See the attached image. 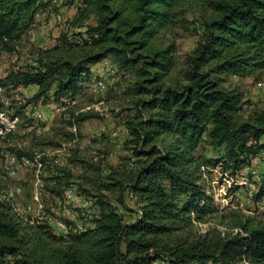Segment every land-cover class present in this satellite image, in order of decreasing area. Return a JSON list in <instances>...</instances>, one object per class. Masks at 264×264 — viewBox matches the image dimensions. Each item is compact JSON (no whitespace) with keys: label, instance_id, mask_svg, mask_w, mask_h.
<instances>
[{"label":"trees","instance_id":"1","mask_svg":"<svg viewBox=\"0 0 264 264\" xmlns=\"http://www.w3.org/2000/svg\"><path fill=\"white\" fill-rule=\"evenodd\" d=\"M74 1L85 36L78 33L71 42L62 36L71 49L64 58L11 70L1 82L34 84L31 100L50 93L60 101L79 92L92 65L116 57L135 77L136 115L128 122L135 168L112 171L104 180L100 163L82 166L78 191L95 198L98 212L90 227L68 237L0 211V264H264V225L238 223L241 232L234 235L215 227L197 233L195 225L218 213L200 184L201 165L235 177L264 152V111L243 118L242 94L223 84L228 76L264 69V0H198L210 16L202 21L203 40L179 67L175 44L160 34L180 23L179 7L191 0H67ZM49 4L0 0V50L18 42ZM90 16L96 24H85ZM203 142L219 151L215 159L195 154ZM66 169L46 168L53 201L62 198V181L75 182ZM126 189L138 206L130 220L117 207ZM104 191L117 193L116 201ZM262 197L264 176L255 195Z\"/></svg>","mask_w":264,"mask_h":264},{"label":"rangeland","instance_id":"2","mask_svg":"<svg viewBox=\"0 0 264 264\" xmlns=\"http://www.w3.org/2000/svg\"><path fill=\"white\" fill-rule=\"evenodd\" d=\"M78 5V1H74L73 4H69L67 0H61L58 4L50 2L42 12L38 13L35 24L18 42L14 43L10 49L0 50V62L9 70L31 69L39 67L40 63H44L48 58H64L71 49L62 42V36H65L69 42L77 41L78 33L85 36L86 26H80V22L76 20ZM179 9V15L182 17L180 23L160 34L164 42L175 44L174 58L178 67L181 66L186 55L191 53L193 48L203 40L202 21L210 16V12L198 0L184 3ZM58 13L60 18H56ZM85 24H96L95 17L90 16ZM54 47L58 49H53ZM72 49H77V47ZM106 59L109 61L107 66L114 70L113 75L107 80L106 88L91 95L89 85L94 77L91 75L88 80L82 82L79 92L72 97L74 104L70 109L81 111L77 117L78 121L76 119L74 122L75 126H71L73 122L66 120L63 116L53 113L54 104L63 99L56 101L49 93V97H42L37 101L40 102L45 117L40 129L38 131L31 129L24 135L12 136L7 142L10 150L15 153H26L35 150H52V147H58L62 143L67 144L72 151L71 161L68 160L67 165L64 163L61 166L67 167L66 171L71 174V179L77 184L81 183L78 176L82 173V166L92 163V152L104 155L103 160L99 162L105 171L104 180L112 171L123 173V171L133 170L135 157L132 153V136L128 122L136 115L134 108L136 99L131 92L135 77L133 72L120 67L116 57L108 55ZM62 74L63 70L57 72L58 77H62ZM260 81H264V69L242 77L228 76L223 83L225 87L235 89L242 94L244 104L241 115L243 118L249 114L264 111V91L258 86ZM5 85L9 91H12L6 93L7 100L12 103L16 101L15 95L30 99L37 91V85L34 84L18 87H12L11 84ZM86 106H90L91 109L84 110ZM19 111L20 109L17 114ZM101 124L106 127L104 131L100 130ZM112 133H115V136H112ZM218 152L203 142L196 149L195 154L203 161L205 158L215 159ZM252 169L258 172L262 180L264 176L263 153L257 155L252 163L243 168L235 177L229 171H222L220 166L201 165L200 184L204 186L205 193L212 197L214 205H217L218 213L207 216L203 222H196L197 233H205L209 227H215L221 234H224L238 228V225H235L238 223H246L250 227L264 225V197L256 200L257 190H251L239 183L250 178ZM45 171L42 174L45 182L43 187L45 197L42 204L46 212L54 211L59 216H64L67 215L65 213V208H67L76 219L84 220L77 201L64 206L63 203L49 199V193L45 187L50 186L51 182L49 176H45ZM14 182L24 186V195L20 198L22 205L31 202L35 187L33 169L20 166ZM63 184L64 181L61 182L59 189L63 190L65 185ZM104 193L116 201L117 193L111 194L108 191ZM124 195V205L118 202L117 207L123 218L130 220L134 215L133 211L138 206L136 198L128 189L125 190ZM89 210L84 222L92 225L91 221L97 214L98 208L91 206ZM27 233H32V230L28 228Z\"/></svg>","mask_w":264,"mask_h":264},{"label":"built area","instance_id":"3","mask_svg":"<svg viewBox=\"0 0 264 264\" xmlns=\"http://www.w3.org/2000/svg\"><path fill=\"white\" fill-rule=\"evenodd\" d=\"M51 3L58 4L61 0H49ZM60 18V14L56 15ZM109 61L104 58L97 63L96 69H92L93 81L89 85V93L95 95L106 88L107 80L113 75L114 70L107 65ZM101 67V68H98ZM16 70V69H11ZM0 62V211L4 210L10 215H15L18 219L23 220L32 226H45L56 235L68 237L71 234L79 233L86 230L91 225L85 223L84 220L90 212L89 207L94 206L95 198L90 195L81 194L78 191L76 182H71L63 188V197L56 198L55 202L63 203L64 206L72 204L77 201L81 210V215L84 220L76 219L71 214L70 210L65 208L67 215L59 216L56 212L47 213L43 207L42 200L45 197L43 193L44 179L43 171L48 166H61L65 163L67 165L70 157V147L62 143L58 147H52V150H35L32 156L18 155L9 148V139L15 134L24 135L28 130L38 131L41 124L45 121L44 112L40 107V102L28 99L24 96H16L15 102L7 100L6 93L8 87L2 84V80L11 71ZM258 86L264 91V81H260ZM74 104L71 97L63 98L62 101L56 102L53 106V113L66 118L75 126V121L81 111H72L70 107ZM20 109L19 113L17 111ZM90 106H86L84 110H90ZM82 110V111H84ZM105 125L101 124L100 130H105ZM73 133V132H72ZM75 134V132L73 133ZM115 136V133H112ZM7 143V144H5ZM8 146V148H7ZM264 154V152H261ZM104 155L92 152L91 162L99 163L103 160ZM31 167L34 172L35 187L32 194L31 202L22 205L20 198L24 195V186L20 183L14 182L17 177L19 167ZM103 172H105L103 170ZM45 176H49L48 171H45ZM251 190H257L261 183V177L255 169L250 171V178L240 181ZM49 197V195H48ZM241 232L239 228H234L230 233L232 235ZM4 259H10V256H5Z\"/></svg>","mask_w":264,"mask_h":264},{"label":"crops","instance_id":"4","mask_svg":"<svg viewBox=\"0 0 264 264\" xmlns=\"http://www.w3.org/2000/svg\"><path fill=\"white\" fill-rule=\"evenodd\" d=\"M95 66H97V63L91 66V70L94 69ZM17 87H18V86H17ZM17 89H19V88H17ZM17 89H16V90H17ZM9 92L11 93L12 91H9V90H8L7 93H9ZM15 96H17V95H15ZM0 105H3V104L0 103Z\"/></svg>","mask_w":264,"mask_h":264}]
</instances>
